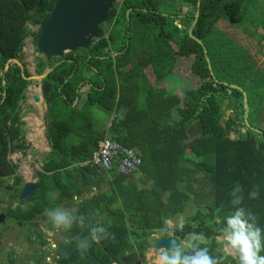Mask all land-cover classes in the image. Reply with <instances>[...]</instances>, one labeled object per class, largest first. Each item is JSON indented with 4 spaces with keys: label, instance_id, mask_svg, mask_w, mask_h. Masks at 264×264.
<instances>
[{
    "label": "trees",
    "instance_id": "16d2710c",
    "mask_svg": "<svg viewBox=\"0 0 264 264\" xmlns=\"http://www.w3.org/2000/svg\"><path fill=\"white\" fill-rule=\"evenodd\" d=\"M55 1L0 0V186L2 177L16 167L8 154L25 153L28 147L23 140L22 101L31 83L26 79L28 70L22 75L16 63L4 68L9 59L21 60L27 36L36 42L39 28L31 31L30 26L38 27ZM254 1L200 0L197 6L198 0H113L89 47L52 59L51 65L59 64L46 77L51 84L46 128L51 151L43 158L31 205L37 211L53 209L65 196L99 187L106 180L95 167L73 165L87 159L106 135L93 123L94 106L115 113L107 133L137 147L143 160V179L113 174L110 191L99 192L77 207L86 225L99 221L115 239L93 242L82 257L72 237L88 236L89 228L74 225L63 230L73 243L62 249L59 264H142L149 247L142 240L154 229L161 231L165 219L183 212L188 202L196 211L182 231L175 229V235L203 233L210 240L209 249H214L224 217L233 211L230 194L237 182L244 188L242 206L256 213L264 228V135L246 127L241 91L224 84L234 83L225 76L235 72L234 61H240L238 69L244 76L251 63L243 48L235 47L236 38L218 27L225 20L240 22ZM197 11L192 34L203 41L218 81L210 74L202 46L188 34ZM181 65L187 66L183 75L199 81H193L194 87L172 93L157 80L150 83V67L155 79H161L176 66L182 71ZM43 70L44 63H38L36 73ZM138 80L144 83L142 88ZM84 85L89 88L82 107L72 106ZM245 85L246 94H259L255 88L264 90L261 81L255 88L248 81ZM261 101V95L255 97L256 109L264 111ZM21 182L17 175L15 184ZM253 186L259 189L258 199L248 198ZM52 194L57 196L55 205ZM212 254L223 255L216 248Z\"/></svg>",
    "mask_w": 264,
    "mask_h": 264
},
{
    "label": "rangeland",
    "instance_id": "374dc122",
    "mask_svg": "<svg viewBox=\"0 0 264 264\" xmlns=\"http://www.w3.org/2000/svg\"><path fill=\"white\" fill-rule=\"evenodd\" d=\"M116 3L122 2V0H115ZM250 11L248 14L244 15V18L238 22L237 24H232L229 21H223L218 27L221 32L224 34H228L230 37L234 36L236 38L235 40V47L238 48H245L247 46L248 49H250L252 46L255 48H262L264 47V39H258V32H261L262 29H264V0H255L253 4L248 8ZM223 19H220L222 21ZM176 23H180L179 20H176ZM37 26H30V30H37ZM241 31V32H240ZM242 33H244V36H242ZM236 35V36H235ZM237 51H240L239 49ZM38 56L35 43L33 41V37L31 35L27 36L25 39V44L22 48V55L21 60L17 59L19 62H22L24 66L28 69L30 73L35 72V66H34V60L35 57ZM189 62V60H187ZM235 65H233L235 68L232 67V70L235 72H225V76L231 80L234 81V83L229 84H235L241 87L244 91L247 92V87L245 85L246 81L250 83L252 88H255V80L256 75L254 73L255 67L251 68V76L250 78L247 77V75L250 73L249 71L245 73L244 76L238 69L239 68V62L234 61ZM180 63H184V60H180ZM182 71L173 69V72L171 74L165 75L163 78L156 80L159 81V84L166 89H168L170 92L175 93L178 91L183 90L184 88H191L194 87L193 81L195 83H198L199 81L196 78H191L189 74L183 75L185 70H187V66L181 65L179 66ZM237 68V69H236ZM151 72V68H150ZM183 76H181V75ZM260 74H263L262 72ZM180 75V76H179ZM217 77V73L214 74ZM154 74L151 78L155 77ZM183 77V78H182ZM150 78V77H148ZM156 78V77H155ZM140 88L143 87V84L140 85L139 80L137 81ZM228 83V82H226ZM38 85V86H37ZM40 82L39 81H31L30 85L26 89V98L22 101V114H23V121H24V130H25V141L29 144V149L26 154L21 153H13L8 155V158L12 161H16L18 165L22 167H32L36 166L38 162L43 158V155L49 152V143L44 140V138L40 139L38 137V133L44 131V129L47 128L49 124V119L47 118L46 109L42 106L41 102L34 103L32 100V94L33 93H40L39 88ZM87 87H85V92ZM257 92H260L259 94H248L247 93V100H248V106H249V114L247 117L248 124L251 127H254L258 130H261L260 127L263 126L264 123H261L259 120L264 121V111L260 108L259 111V118L256 116L255 108H257V103L254 102L255 97H259L261 95L262 101L259 103V107H263L264 105V90L260 88H255ZM37 91V92H36ZM84 99V96L82 97ZM227 100L224 101L222 104V107L224 108L227 105ZM95 107V108H94ZM92 110L94 109V122L98 126V121L101 123L99 125L100 129H104L108 123L106 120L107 114L106 111H103L99 107L94 106ZM244 108V105H243ZM225 113H229V110H226ZM106 117V119H104ZM98 119V120H97ZM35 121L36 123L34 124ZM243 121L244 124V114H243ZM264 128V127H263ZM249 129V128H248ZM244 131V129H241ZM251 130V129H250ZM263 131V130H262ZM230 136L233 137V134L230 133ZM100 171V170H99ZM101 173H104L100 171ZM31 176V174H29ZM27 178V176H25ZM34 179V178H33ZM26 180H29L27 178ZM87 195H82L80 198H87ZM75 207V206H72ZM71 210L72 208L69 206V208H66ZM196 208L192 205V203L188 202V205L186 206V209L182 212L177 214L178 216H175L173 219L169 220L171 221V225L169 226L170 229H173L176 224L179 222L180 218L182 217L184 220L186 217L190 216L193 211H195ZM188 237H186L187 240ZM218 240H221V236L217 237ZM148 241L151 243L153 240L151 237L148 238ZM160 248H158L159 250ZM222 249L230 254H234L230 252L224 244H222ZM154 249L152 246L146 249L145 251V264H155V257L157 255L158 250Z\"/></svg>",
    "mask_w": 264,
    "mask_h": 264
},
{
    "label": "clouds",
    "instance_id": "9594fccd",
    "mask_svg": "<svg viewBox=\"0 0 264 264\" xmlns=\"http://www.w3.org/2000/svg\"><path fill=\"white\" fill-rule=\"evenodd\" d=\"M233 211L224 217V226L220 229L224 246L235 254L238 264H264V228L259 225V217L251 209L245 208L244 188L237 182L231 192ZM249 199L259 198L256 186L248 192ZM78 209L71 210L56 207L46 209L45 214L57 230L69 231L74 225L88 227L89 235L75 236L72 239L83 257L93 242L99 243L109 238L115 239L108 227L99 221L95 225L85 223L84 215H77ZM99 215V213H96ZM171 221L165 219L161 233L169 237L167 246L161 247L155 257V264H225L226 255H213L208 247V237L203 233H190L187 240H179L172 235ZM110 226V225H109ZM185 221L181 217L176 230L182 231ZM55 247V244L52 245Z\"/></svg>",
    "mask_w": 264,
    "mask_h": 264
},
{
    "label": "flooded vegetation",
    "instance_id": "af4514ba",
    "mask_svg": "<svg viewBox=\"0 0 264 264\" xmlns=\"http://www.w3.org/2000/svg\"><path fill=\"white\" fill-rule=\"evenodd\" d=\"M38 63L40 62L34 60V66ZM22 128L25 134L24 127ZM38 137L40 139L44 138L48 142L46 129L39 132ZM42 162L43 158L36 166L25 168L15 161L13 163L17 164V168L13 169L14 172L11 171L9 176L2 177L3 183L0 186V264H59L62 249H67L73 243L64 236L63 230H57L52 226L45 211H37L31 205V197L35 191L24 199H19L21 188L25 182V173H30L31 177L38 181V173L41 170ZM17 175H20L23 179L20 185L15 184L14 181ZM190 216L186 217L184 221L186 222ZM175 229L176 227L170 229L175 238L182 241L186 237L189 238L190 233L185 234L183 238H180L178 234L175 235ZM219 236L221 234L215 237L217 243L215 248L223 255L231 257V260H227V264H238L235 254L227 253L222 249L224 242L222 239H217ZM149 237L153 240L151 243L148 241ZM149 237L142 240V243L157 250L158 248L154 246V243L159 239L169 238L167 235L163 236L159 229H154ZM209 242L210 240H208ZM53 244H55V247L52 246ZM214 249L210 250L211 253ZM145 263L146 260L142 262V264Z\"/></svg>",
    "mask_w": 264,
    "mask_h": 264
},
{
    "label": "water",
    "instance_id": "95a60500",
    "mask_svg": "<svg viewBox=\"0 0 264 264\" xmlns=\"http://www.w3.org/2000/svg\"><path fill=\"white\" fill-rule=\"evenodd\" d=\"M113 0H56L49 16L40 21L39 35L35 42V47L38 56L35 57V62H43L45 69L41 74H30L25 76L30 81H41L40 94L32 95L34 103L41 102L43 107L47 106V98L51 90V84L45 80L54 66L51 65V61L54 57H62L67 52H72L77 49H84L90 46L94 39L98 26L107 20V14L112 6ZM199 4V2H197ZM198 13H195V19L191 23L188 29V33L194 38L203 48V42L194 37L191 33L193 26L195 25ZM204 54L210 69V74L215 81H218L213 74V70L210 64L207 51L204 48ZM16 63L21 68L23 73L24 66L16 58L9 59L5 65L4 71L10 66L11 63ZM4 83V81H3ZM224 84L230 88H236L242 93V100L244 105V120L246 127L252 131L264 135V131L251 127L248 124V101L246 92L241 89L240 86L235 84ZM240 131L236 128L234 130L235 137H238ZM38 186L37 182H25L19 199H24L27 195L33 192ZM168 239H159L154 243L156 248L167 246Z\"/></svg>",
    "mask_w": 264,
    "mask_h": 264
},
{
    "label": "crops",
    "instance_id": "0c3cea01",
    "mask_svg": "<svg viewBox=\"0 0 264 264\" xmlns=\"http://www.w3.org/2000/svg\"><path fill=\"white\" fill-rule=\"evenodd\" d=\"M200 0H198V2H199ZM197 6H199V4H197ZM196 13H198V11L196 12ZM198 18V17H197ZM194 19H195V17H194ZM177 20H179V19H177ZM180 21V20H179ZM194 21V20H193ZM192 21V22H193ZM177 25L178 26H180L181 27V24H179V23H177ZM190 26H191V24H190ZM189 26V27H190ZM195 26V25H194ZM193 26V27H194ZM189 29V28H188ZM192 30H193V28H192ZM192 30H191V33H192ZM241 32V31H240ZM189 34V33H188ZM258 34H259V36H258V39H264V29H262L261 30V32H258ZM193 35V34H192ZM190 36V35H189ZM194 36V35H193ZM242 36H244V33H242ZM191 37V36H190ZM195 37V36H194ZM193 38V37H192ZM194 39V38H193ZM199 39V38H198ZM202 41V40H201ZM203 42V41H202ZM203 45H204V43H203ZM248 47L249 46H247V47H245V49H241V52L243 53V54H245V55H247V59L249 60V63H251V66H249V72L251 71V68L252 67H255V69H254V73H255V75H256V80H255V82H257V81H261L263 84H264V47H262V48H260V47H258V48H255V47H251L250 49H248ZM203 48V47H202ZM204 48H205V45H204ZM203 48V49H204ZM206 49V48H205ZM207 51V50H206ZM203 52H204V50H203ZM22 63V62H21ZM59 64V62H57V63H55L54 65H52V66H56V65H58ZM22 65L24 66V64L22 63ZM151 68V72L149 71V73H148V77H150V78H148L149 80H150V83H156L157 81H156V79H155V77H153V78H151L153 75H154V68L153 67H150ZM21 69V68H20ZM24 69H26V70H28L25 66H24ZM24 69H23V73H24ZM35 69H36V66H35ZM54 69V68H53ZM150 70V69H149ZM175 70H177V66H176V68H175ZM35 71V70H34ZM44 71V70H43ZM42 71V72H43ZM29 72V71H28ZM41 72V73H42ZM51 72V71H50ZM49 72V73H50ZM263 73V74H260V73ZM30 73V72H29ZM41 73H36V71L35 72H33V73H30V74H41ZM86 75L88 76L89 75V73H86ZM181 75V74H180ZM179 75V76H180ZM182 76V75H181ZM250 76H251V72L247 75V77H249L250 78ZM47 77V76H46ZM183 78V77H182ZM45 80H47L46 78H45ZM49 82V81H48ZM50 83V82H49ZM40 84H41V81H40ZM81 85H82V83H81ZM38 86V85H37ZM85 87H87V89H86V91L84 92L83 91V89L85 90ZM39 88H40V85H39ZM88 88H89V86L88 85H84L83 87H81V88H79L78 89V92L80 93V95H79V97L78 98H76L74 101H73V103H72V106H76V107H78V108H81L82 107V105H83V103H84V101H85V98H86V93H87V90H88ZM37 92V91H36ZM33 94H35V93H33ZM32 94V95H33ZM38 95H39V97L41 98V94L40 93H37ZM84 96V99L82 98ZM25 98H26V93H25ZM42 99V98H41ZM42 104V103H41ZM43 106V105H42ZM45 109H46V111H47V108H48V105L46 106V107H44ZM100 109H102V108H100ZM103 111H105L104 109H102ZM259 109H256L255 108V113H256V116L258 117V119H260L259 118ZM106 114H107V119H106V117L104 118V119H106L107 121H108V123H107V125H106V127L104 128V129H100V127H99V125L101 124V123H99V121H98V126L95 124V122H94V113H93V115H91V117H92V120H93V123L95 124V126L97 127V131H99V132H105V137H107V138H110V139H113V140H116L115 138H112V135L110 134V133H107V130H108V128H109V126H110V124H111V121L113 120V119H115V113L114 112H109V111H106L105 112ZM46 116H47V118L49 119V121L48 122H50V117L48 116V114H46ZM172 118H178V117H176V115L175 114H173L172 115ZM23 119V118H22ZM98 120V119H97ZM261 123H264V121H261V120H259ZM34 122V124L36 123L35 121H33ZM264 124H263V126L262 127H260V129L261 130H263L264 131ZM243 131V130H242ZM127 134V133H126ZM46 138H47V136H46ZM23 140H24V142H25V144L28 146L27 147V149H26V152L25 153H22L21 151H14V152H11V153H9L8 155H10V154H13V153H21V154H26L27 153V151H28V149H29V144L28 143H26V141H25V134H24V136H23ZM47 140H48V143H49V152L51 151V146H50V140L47 138ZM116 141H118V140H116ZM120 144H122V145H124V146H127V147H129V148H133L134 150H136L140 155H141V153H140V151H139V149L137 148V147H135V146H129V145H125V144H123V142L121 143L120 141H118ZM96 147V146H95ZM95 149V148H94ZM93 149V150H94ZM48 152V153H49ZM93 152V151H92ZM92 152H91V154H92ZM48 153H46V154H44L43 155V158H44V156L45 155H47ZM91 156V155H90ZM89 156V157H90ZM88 157V158H89ZM88 158L87 159H85V160H81V161H79V162H75L73 165H76V166H80V162H82V161H86V160H88ZM8 160L10 161V164L11 165H13V166H16L14 169H16L17 168V164H15V163H13V162H15V161H12V160H10L9 158H8ZM43 163V162H42ZM42 165L43 164H41V170L39 171V173L40 172H42ZM72 165V166H73ZM30 167V166H29ZM29 167H27V168H29ZM82 167V166H81ZM26 168V167H25ZM14 172V171H13ZM104 173L103 174H105V176H106V180H104V181H102V182H100V185H99V187H97L96 185H93V186H91V188H90V190H88V191H83V192H81L80 194H78V195H71V196H69V195H67V196H65V199L62 201V202H59L58 204H57V206H60V207H63V208H67V207H71V208H77L82 202H84V201H87V200H89V199H91L94 195H96V194H98L99 192H108V191H110V183H109V180H111V178L113 177V174H120V173H118V172H116V171H103ZM11 173V172H10ZM10 173L9 174H6L5 176H9L10 175ZM25 173V172H24ZM39 173H38V177H39ZM29 174L30 173H25V176H27V178H29V180H26L27 178L25 177V182H37L38 183V181H36V179L34 178L33 179V177H31V176H29ZM73 175H74V173H72ZM71 174V176H73ZM122 175H124V174H122ZM127 175H134V178H136V179H143V175H142V173H140V170L138 171V172H136V173H132V174H127ZM19 176V175H18ZM66 178H65V176H61V180H65ZM38 180H39V178H38ZM15 181V180H14ZM22 182H23V179H22ZM21 182V183H22ZM24 182V183H25ZM20 183V184H21ZM19 184V185H20ZM24 185V184H23ZM23 187V186H22ZM20 188V187H19ZM18 188V189H19ZM37 188H38V186H37ZM36 188V189H37ZM22 189V188H21ZM35 189V190H36ZM34 190V191H35ZM82 195H87L88 197L87 198H85V199H83V198H80V196H82ZM51 198H52V201H53V203H55L56 202V198H57V196H56V194H52L51 195ZM56 206V207H57ZM72 206H75V207H72ZM186 209V208H185ZM184 209V210H185ZM182 213V212H181ZM177 215V214H176ZM176 215H174V216H176ZM174 216H173V218H174ZM172 217L171 218H169L168 220H171V219H173ZM130 224L129 223H127V226H129ZM64 234V233H63ZM65 236V235H64ZM69 240V239H68ZM113 264H118V263H113Z\"/></svg>",
    "mask_w": 264,
    "mask_h": 264
},
{
    "label": "built area",
    "instance_id": "2783aa9c",
    "mask_svg": "<svg viewBox=\"0 0 264 264\" xmlns=\"http://www.w3.org/2000/svg\"><path fill=\"white\" fill-rule=\"evenodd\" d=\"M142 162L141 155L133 148L104 137L97 141L96 147L88 160L79 164L82 167H95L102 172L116 171L127 175L138 172Z\"/></svg>",
    "mask_w": 264,
    "mask_h": 264
},
{
    "label": "bare ground",
    "instance_id": "6f19581e",
    "mask_svg": "<svg viewBox=\"0 0 264 264\" xmlns=\"http://www.w3.org/2000/svg\"><path fill=\"white\" fill-rule=\"evenodd\" d=\"M246 96H247V94H246ZM248 101V100H247ZM248 114H249V106H248Z\"/></svg>",
    "mask_w": 264,
    "mask_h": 264
}]
</instances>
